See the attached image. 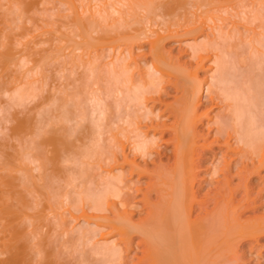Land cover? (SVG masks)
I'll return each mask as SVG.
<instances>
[{
    "label": "bare ground",
    "instance_id": "bare-ground-1",
    "mask_svg": "<svg viewBox=\"0 0 264 264\" xmlns=\"http://www.w3.org/2000/svg\"><path fill=\"white\" fill-rule=\"evenodd\" d=\"M24 1L18 0V2L23 5V7L21 5V8L24 9L25 11L26 10L28 11L29 9H30L29 11H31L33 7L37 6L35 3L34 4L36 6L33 5L34 1L30 2V3H29V0H28V2L26 1L28 4H25L26 2H24ZM63 1L65 2V0H62L61 3H64ZM70 1H72V0H70ZM153 1L158 2V0H156V1L153 0ZM168 1H166V2L168 3ZM216 1L217 0H215L214 2H216ZM219 1H226V0H219ZM15 2H17V1H15ZM135 2L136 1H134L133 3L135 4ZM142 2H140V3H142ZM147 2L149 3L150 0H147ZM164 2H165V0H163L162 4ZM170 2H171V0H170ZM170 2L167 4V6L170 4L173 5V2H171V3ZM211 2H213V1L211 0ZM239 2L241 3L243 1H239ZM66 3H67V1H66ZM260 3L264 4V3H262V1L259 3L257 2V4H259V7H260ZM68 4H70V6H69V8H71L70 12H72L71 13L72 14L71 20L73 21V25H72L73 30H72V27H70L71 30H69V28H68L67 31L68 30L69 31L67 32V34L66 33H64V34L61 33V34L64 35L65 39L63 38V40H67L68 42H70V45H72V46H66L68 44V42H64V45L62 44L63 45L62 48H61V45H59V43H57V44L60 47L55 45L54 42L57 41V38L54 36L48 40V44L50 43L49 44L50 45L49 52L45 55L43 54L38 59L35 58V59H37L38 62L41 63L40 64L41 66L43 65L42 63L44 60L45 61L49 60V61H51V63L53 60H54L53 63H55V61L58 60V63H61V61H60V59H61L62 62L64 63V67L68 68V71H65V74H67V72H68L67 78L65 76H63L64 77L63 79H65V80L70 79L71 82L74 83V84H72V86L74 85L73 87H75V86L76 87L75 88L71 87L72 92L71 91L68 92V90L70 89L69 85H71V83L69 82L68 83L69 85L64 84V83H67L68 80H66V82L64 81V83L62 81L63 89H65L66 87H67L66 89H68V90L65 89V96L63 95L64 93H63L62 89H58V90H61L62 93L60 91H57V93L60 92V94H62L64 97L63 96L60 97L59 96L60 94L59 95L57 94L58 96H55L56 95L55 94L54 95L55 97H52L49 94V95H45L46 97H44V99H43V100L48 101L47 102L48 105L45 106V108H46V111L47 110L49 111L50 115H51V112L48 108V107L51 108L50 105H53L52 107L57 105V108L58 107L60 108V109L58 108V110H57L58 113L62 108L61 112L59 114L56 112L57 114H56L55 118H54L55 114H53L55 112H53L52 113L53 116L51 115V120H49L48 116L46 115L47 113L43 112V114H42V111H40V109H38L39 112H37V113H39V115L43 118H45L44 117V115H45L47 120H48V121L44 122V124H43V118H42V120L40 119V117H39V119L38 118L34 119L36 117V114L33 113V115H35V117L34 118L31 117V115H30L32 113L31 111L33 110V112H35L37 108L31 107L32 110H30V112H31L30 113V112L26 111L28 109L26 104L30 107L32 105H29V104H31V102L34 101L33 98H35L37 96L40 97L36 93L37 88H35V91L33 90L34 86H36L35 84L31 85V87L33 86L32 89H30L31 88L30 86H28L29 89H27V86H26V88H25L26 90H24L23 85H21L22 84L21 83L19 85L22 87H18V88L13 87L14 90L12 89V91H13L12 95L9 96V101H10V103L12 102L10 104V106L13 108L15 106V108L13 109L14 110L13 113H15V114L14 115L12 114L13 117L11 116V118H13L12 121H14V123L12 122L13 125H9V126H12V128L10 127L12 130V132H11L12 134L11 133L10 134L12 135V138H14L13 139L14 142L10 139V141H11V143H10L7 138H5V142L0 141V264H61V262H58L57 255L56 256L54 255V253H53L54 250L49 251V250H52L49 247L50 243L48 245L46 244V240L49 236L47 235L48 237H46L45 234L43 235L42 231H46L45 228H47V227H45V226L49 227L47 231H49L51 228L53 230H58V228H61V230H62V227L65 226L64 218H62V217L56 218V215H55V217L53 219L52 216H49V215H51V213L47 214L46 211L49 212L50 210L48 211V209L54 208V207H52V204H55V202L59 201L57 199H59V197L62 196L61 191H64L63 187L67 186L66 184L64 186H62L63 185L62 181L58 182V180L59 179L62 180V178H64L63 181L67 180L66 181L67 184L71 185V182L73 181L72 184L76 185L77 182H79V184L82 185V183H84V182L81 181L82 182L81 183L80 179H83L82 176L87 175V172L89 173V171H88L89 169H87V168L91 167L89 165L90 160H91L90 164H93L92 163L93 157L98 158L99 162L106 161L105 163H103V165L106 163H113L114 162L115 165H119V167H121V169L116 174H110L111 172L109 171L108 175L106 174V175H102V176H97L98 177L97 181L94 180V182H93L91 180V182H93L94 185L97 186V188H95L94 186H91L92 183L90 181H89L90 183L89 182L87 183V185H88V186L86 185L87 188L88 187H90V188H89V190H87L86 196L85 195L84 196H85V198L88 197V199H91V200L93 198L92 203L88 202L89 200H85V198L83 199L81 196H79V197H81L80 198L81 201L77 200L79 198H77L78 196L75 195L76 198H74V199L76 202H74V203L79 205V203H77V202L80 201V203L82 202V204H83V202L87 201L88 203L93 204L92 206H95V207H93L94 210H90L91 204L89 205L86 202V204L89 205V206L87 205V207L90 208V209H88L89 212L91 211L90 213L93 214V211H94V213L96 214V215L94 214L95 215L94 216V215H89L86 212L82 213V216L85 219L83 217L82 218L86 222L89 221L90 219L92 220V218H95L99 215V213L101 212L100 210H103L102 208L104 207L103 205H104L105 201L108 200L107 197H105V196L102 197V195L103 194L104 195L109 194L110 199L112 198L111 199L112 201L110 200V203H111L110 205H112L115 208V209H113L115 211L113 213L114 214L113 218L109 219L110 222H106V221L104 222L103 221V223H110V226H109L111 228L110 231L116 232L119 236V240L124 242L125 246H127V247L130 245V243H132L131 240L134 238L133 236L138 235L140 237V240H139V242L138 241L137 242L139 243V245L140 244L143 245V249L141 248L143 255L141 258H139V261H143L144 264H227V263L232 264V262H235L238 257L237 258H236V256L233 257L232 256L233 254H231V253L232 252L235 253L234 249H237L235 246H237V244H239V242H241L244 239L245 240L246 239H253L256 235H258V236L264 235V216H262V215L260 217L255 216L254 218H250V219H246V220L243 219L244 221H240V219H239L240 214L237 212L238 209H240L241 207L244 206V204H246V205L243 209H246V208L248 209V208H250V206H252L251 208H253V207L258 208L259 206L256 207L257 204H255V203H256L257 198L258 199H259V197L261 198V191L263 190V189H259L257 191L254 190L255 186L252 185L251 181H252L253 176L255 174H260L259 170L262 167L264 168V50H263L264 49V35H262L260 38L258 36L259 34L256 35L257 36V37H255L256 39L253 40V41H255V44H252V43H251V45L249 44L250 45L249 47H251L250 48L251 51H247L248 56L245 55L246 56L245 59H243V56L241 55L242 53L240 54L238 52L242 56V58L239 60L238 59L239 56L235 57L237 59V61L234 62L235 65H233L234 63H232L234 60L233 61L230 60V63H232L230 65H232V66H230V65L229 66H230V69H232V68L234 69V70L232 69L233 72H232V70H229L228 65H225L226 62H222L223 58H221L222 59L221 62L219 60L220 58L218 59L219 56L218 57L215 56L216 59H213V61L215 60L216 68L214 66L213 73L211 75H209L210 77L208 78V81H206L208 83V85L205 88L206 90H205L204 98H205L206 102H208V103H210V105H212V108H217L219 106V108H223V110L221 112H217V113L215 112L216 114L213 115L214 118L212 119L211 124L215 125V129L213 132V138L214 139L212 138V140L208 142L207 137H204L196 129L197 124L202 122V118L205 116L206 117L209 116V110H210L209 108H207L203 112H201L200 114L199 113L197 114V111H196L197 106L200 105L199 104L200 99L197 98L198 97L197 95L202 88L203 80H200V81L196 80L195 88L193 87L194 88L193 89L191 87V89L194 92H192L190 94L192 98H189V93H188L189 102L187 100V96H186V98H184L182 100L180 99L181 97L178 99V97L175 96L174 102L165 103L164 99H162V95H165V93L163 94V92H161L162 89L160 90L159 87L157 88L158 84L161 83V80H160L162 78L161 74H163V75L167 74L170 76H175L176 80L174 82L172 81L175 88L177 87V84H179L178 83L179 78L182 75L181 73H179L180 70L182 69V68H180L181 66L176 64V62L174 60L171 61V60H169V58L167 59L165 57V55L162 53L163 52L162 51L163 46L161 45L162 49L159 47V45L161 43H163L162 40H161V43L159 42L160 41L159 38L161 36H163L161 34V32L159 33V31L157 30L158 33L161 34V36L160 37L156 36L155 37L156 39L154 38L158 42L155 40L152 41L149 39V41L151 43L150 44L151 45V51L150 52L153 55L152 62L150 63V66H148V67L146 66L147 67V69H146L147 73L146 74H147L149 79L147 80L145 77V79H146L145 80L144 77L143 78L141 77L142 79L139 81L136 79V83H135V82H132L131 78L130 79L128 78L130 73H127V72H129L127 67H126L127 69H125V65H126L125 64L126 63L125 57L126 56L124 57V55H125L124 53H122L123 54L122 56L124 58L123 57L121 58L120 57L121 55L119 57L116 56L111 62H109L108 65H106V64L104 65L103 63H100L101 62L100 57H102L101 56L102 54L99 57L98 54H100V53H97V55H93L94 57H90L91 55L88 53L90 58L87 57V58H84V60L82 58L83 56H81L83 54V51H82L80 56L75 54V51L77 53V51H79L83 48H84V50L86 47H87L86 49H89L88 46L85 47L86 44L89 45L92 42L95 43V41L92 40V34H91V31H93V28H91V27L93 25L90 21L88 22V20L87 21L85 20L89 14H87L86 18L84 19V18L79 16L81 11L79 12V14L77 13L76 8L80 7L81 5L78 6L76 4L78 7L75 6L74 0ZM142 4H144V2ZM152 4H150L151 9H152ZM183 4H184V2H183ZM204 4H205V2H204ZM217 4H219V2ZM241 4H243V3H241ZM244 4H245V2H244ZM15 5H16V3H15ZM18 5H20V4H18ZM215 5H216V3H215ZM220 5L223 6L222 2H221V4H219V6ZM141 6H143V5H141ZM219 6H217V7L221 8V6L220 7ZM13 7H15V6H13ZM82 7H83V4H82ZM168 7H166V8H168ZM178 7H179V3H178ZM226 7H225V10H226ZM36 8H34V10H36ZM53 8H55V7H53ZM92 8H91V10H92ZM114 9L116 10V9H118V7H116V8L114 7ZM148 9L144 8V10H147V11H148ZM255 9H256V7H255ZM262 9H263V7H262ZM8 10H12V9L10 8ZM34 10H33V12H34ZM104 10H105L104 12H106V9H104ZM118 10L121 12L120 9H118ZM160 10H159V12H161ZM168 10H171V9L168 8ZM16 11H18V10H16ZM20 11H21V9H20ZM133 11H134V9H133ZM149 11H150V9H149ZM206 11H205V13H207ZM218 11L219 10H217V12ZM256 11H258V10L256 9ZM256 11L254 10L253 13H255ZM36 12H38V11H36ZM67 12H68V10H67ZM113 12H115V11H113ZM154 12H156V11H154ZM170 12H173V11H170ZM263 12H264V10H263ZM13 13H15V11H13L12 14ZM89 13H90V11H89ZM93 13L91 15H93ZM249 13H251V12H249ZM10 14L11 13H9V15ZM28 14H30V13H28ZM149 14H150V12H149ZM152 14H150V16H152ZM216 14H219V13H216ZM223 14H221V15H223ZM259 14H260L259 17H257V14H255L256 16L254 14H252V15L257 17L256 19L260 18L262 15L264 16V14H262V13H259ZM98 15H100V14H98ZM110 15H111V13H110ZM167 15H169V12L167 13ZM18 16L20 17V15H18ZM105 16H109V15H105ZM123 16H124V14H123ZM123 16H121V17H123ZM147 16H149V15H147ZM215 16H217V15H215ZM93 17H96V16H93ZM93 17H92V19H93ZM121 17L119 16V19ZM129 17H132V15L131 16L129 15ZM11 18H13V17H11ZM23 18H25V15ZM34 18L35 17H33V19ZM105 18H108V17H105ZM213 18H214V16H213ZM36 19H38V18H36ZM131 19H133V18H131ZM204 19H206V18H204ZM0 20H1V17H0ZM97 20H98V18H97ZM97 20H95V22ZM120 20H122V19H120ZM137 20L138 19L136 18V21ZM106 21H108V20H106ZM202 21L204 22L203 19H202ZM8 22H10V21H8ZM65 22H67V20H65ZM142 22H144V21H142ZM219 22L220 21L218 19V23ZM16 23H18V22L16 21ZM32 23L34 25V22H32ZM45 23L47 24V22H45ZM109 23L113 24L114 22L112 21V23H111L109 21ZM4 24H6V23H4ZM97 24H99V21ZM105 24H107V22ZM213 24H214V21H213ZM216 24L217 23L215 22L214 28L216 27L215 26ZM57 25L55 26V28L57 27ZM61 25H63V24H61ZM99 26H101V25H99ZM108 26H110V25H108ZM127 26L128 25H126V26L123 25L122 27H127ZM47 27L49 28V26H47ZM18 28H20V27H18ZM16 29H17V27H16ZM60 29L62 30V27ZM103 29H102V31H103ZM125 29L126 28H124V30ZM261 29H262V27H261ZM50 30H51V28H50ZM112 30L115 31V29H112ZM126 30L128 31V28ZM133 30H135V29H133ZM136 30L132 34H134L136 32ZM223 30L224 29H222L221 31L223 32ZM263 30H260V31L262 32ZM52 31H53V29H52ZM56 31H58V30H56ZM157 31H156V34H158ZM217 31H219V30L217 29ZM71 32H73L74 35L73 34L71 35L70 34ZM97 32H99V31H97ZM106 32H107V34H110L108 32V30ZM139 32L143 33L142 30ZM139 32H137L136 35L134 34L136 36L135 41L137 39V35ZM222 32H220V33H222ZM226 32L228 33V31H226ZM0 33H2V32H0ZM3 33L0 34V46L4 47L3 52H0V59H1L0 62L2 63V66L1 65L0 66L2 67V70H6L10 65L14 64L15 66H17V64L19 63V61H18L19 59L15 58L16 57L15 52L12 51L13 50L12 47L14 46L12 44H14V43H13V40H11L12 39L11 35L9 33H6L5 35H3ZM20 33L22 34L23 31ZM56 33H55V35H56ZM94 33H96V32H94ZM126 33L127 32L122 33V34H126ZM213 33L216 34L215 32H212V34ZM262 33L264 34V32H262ZM116 34L120 35V32L116 33ZM232 34L235 37V34L234 33H232ZM102 35H104V34H102ZM110 35L107 37H110ZM128 35H129V33H128ZM144 35H147V34L144 33ZM2 36H3V38H2ZM46 36H47V34H46ZM100 36H101V34H100ZM115 36L112 35L111 37H114L116 39L117 36L116 37ZM127 36L126 37L124 36L125 38H123V40L126 38L128 39ZM237 36H236V38L238 39ZM19 37H21V36H19ZM75 37H76V39L78 38L79 41L76 40ZM107 37H106V39H107ZM93 38H94V40L98 39V38H95V36ZM231 38H230V40L232 41L233 36ZM239 38H241V37L239 36ZM1 39H3V40H1ZM55 39H56V41H55ZM119 39L121 40L122 38H119ZM130 39H132V38L130 37ZM133 39H134V36H133ZM163 39H165V37ZM224 39H227V38H224ZM237 39H234V40H237ZM44 40L42 39V41H44ZM103 40L104 39H102V41ZM109 40H110V38H109ZM111 40L115 41L113 38H111ZM144 40H146V38ZM212 40H214V39H212ZM230 40L228 39L229 43H230ZM58 41H60V40H58ZM107 41L108 40H106V42ZM117 41H118V39H117ZM216 41H218V39ZM216 41L212 42V46H209V45H211V42H207L209 45L208 46L206 45L205 47H207L208 49H209V47L210 48H213V47L216 48V46H214L215 43H217ZM61 42H63V41H61ZM127 42L130 43V41H127ZM234 42L235 41L231 42V44L229 45L230 48ZM239 42H240V40H239ZM34 43L36 45V44H40L41 42L40 43L34 42ZM226 43H227V41H226ZM46 44H47V41H46ZM35 45H34V47H35ZM236 45L234 43V45H232L233 51H230L231 49H229V52H234L235 51L234 46L236 47ZM256 45H258L259 47H261L263 49H259L258 47H256ZM28 46H30V44ZM64 46H66V47H64ZM81 46H83V48ZM90 46L93 47L92 44L89 45V47ZM113 46H115V45H113ZM202 47H204V46H202ZM226 47H227V45H226ZM228 47H227V49H228ZM240 47H241V45L238 46L239 49H240ZM243 47H242V49L245 50L246 46H243ZM26 48H28V50H27L28 56L32 55L31 53H33V51H34V49L32 50L33 44H32V46L26 47ZM36 48H38V47H36ZM191 48L193 50L197 49L196 46H194V47L192 46ZM207 48H206V50H207ZM91 49H93V48H91ZM242 49H240V50H242ZM30 50H32V51H30ZM47 50H48V47H47ZM65 50H67L68 52ZM199 50H200V52L205 51V49H203V48L199 49ZM44 51H45V49H44ZM63 51H65V54ZM92 51H94V50H92ZM210 51H216V50L211 49ZM37 52H38V50H37ZM124 52H126V51H124ZM66 53H68V54H66ZM227 53H228V51H227ZM238 53H235V54L238 55ZM129 54H130V52L128 53V55ZM235 54L233 53V55H235ZM36 55L34 54V56H36ZM103 55H105L104 52H103ZM117 55H118V53H117ZM220 56H221V54H220ZM24 57L26 58V56H24ZM107 57L105 56L104 59H106ZM204 58H206V57H204ZM204 58L200 56V58H199L200 62L198 65H196L197 68H198V66L199 67L203 66V61L205 60ZM104 59H102V60H104ZM26 60H27V58H26ZM241 60H243L244 63H242ZM244 60H246V61H244ZM45 61H44V63H45ZM49 61H46L45 65H47L48 64L47 62H49ZM24 62H26V61H24ZM62 64H61V66H63ZM65 64H66V66H65ZM68 64H69V66H68ZM34 65H35V63H34ZM37 66L39 67V65H37ZM61 66H60V69H61ZM4 67L5 68L7 67V68L5 69ZM43 67H44V65H43ZM65 68H64V70H65ZM32 69H33V67H32ZM195 69H196V67H195ZM0 70H1V68H0ZM7 70H6V74H7ZM62 70H63V68L59 71L61 72ZM78 70L82 73V75H80L81 73H79ZM63 71H62V73L64 74ZM191 71H193V70H191ZM77 72L79 74V80H77V78H75L77 76ZM194 72H193V74H194ZM2 73H5V72H2ZM57 73H58V71H57ZM184 73H185L184 75L186 76L187 71ZM32 75H33V73H32ZM42 75L43 74H41V76ZM60 75H61V73H60ZM62 75H61V78H62ZM184 75H182V76H184ZM90 77L91 78L95 77L96 80L94 78H92V79L95 80L96 83H98V84H101L99 82L103 79V77L104 78L107 77V80L109 79L108 77H110L112 79V81H111V79H109V80H110V83L112 82L114 88L111 86L112 84L111 85L109 84V81L108 82L106 81L109 90L107 92L105 91V93L110 92L107 96L105 94V97H109L108 99H110V101H107L108 99L105 97L102 98V96H104L103 95L104 90L99 91L98 89H100L101 85L96 84L98 87L93 85L95 83L93 80H92L93 82L90 80L91 79ZM101 77H102V79H101ZM194 77H196V76H194ZM12 78H14V77H12ZM20 78H21V74H20ZM20 78H18V79H20ZM88 78H90L89 80L93 83L92 85L95 86L96 88H98L97 90L99 92L90 83L89 84L91 85V87H93L92 92H91V89L89 87L90 86L89 84L84 85L85 83H88V81H89ZM42 79H43V77H42ZM97 79H101V80H98L99 82H97ZM82 80L84 82L83 85H81ZM158 80H160V82ZM17 81H19V80H17ZM76 81H77L78 85H77V83H75ZM20 82H21V80H20ZM183 82H185V81H183ZM188 82H190V81H188ZM2 83H3V81H2ZM42 83H43V81H42ZM30 84H33V83H30ZM169 84H171V82ZM184 84H187V83H184ZM193 84H191V85L194 86ZM13 85H14V83L12 84V86ZM58 85H59V83H58ZM107 85L103 88H106ZM188 85H190V84L188 83ZM1 86L3 87V85H1ZM82 86L84 88H85V86L89 87L88 93ZM110 86L113 89L110 90V88H109ZM185 86H187V85H185ZM20 88L23 90H21ZM42 88H43V86H42ZM4 89H5V87H4ZM4 89H2V90H4ZM44 89H46V88H44ZM74 89H75V91H73ZM79 89H84V91H86V93H87L86 95H88L90 93L91 96L90 95H88L90 97L85 96V95L82 96L81 92H83V91L81 90V92H80ZM180 89H182V88H180ZM87 90H88V88H87ZM66 91L69 94H66ZM101 91H103V92H101ZM41 93L42 92H40V95H41ZM4 94H5V92H4ZM83 94H84V92H83ZM182 94H183V92H182ZM185 95H186V93H185ZM29 99H33V100H31V102L27 103V100H29ZM190 99H192V101ZM195 99H196V101H195ZM38 100H41V98ZM46 101H44V102L46 103ZM145 101L152 102V105L149 108L144 107L143 102H145ZM34 102H33V104H34ZM39 102L41 103V101H39ZM158 102L165 104V107L162 110H164V112L165 111L168 112L169 115H172L174 117L173 123L172 124L170 123V125H168L166 123H159L158 121H156V122H154L155 124L153 123V125L152 124L148 125V128H151L150 130H153V132L151 134H149L147 132L149 130L144 131V133H142L141 132L142 130L139 131V126H137L138 119H140V118H138L139 116H138L137 112L138 111L140 112V110H142V107H143L144 108L143 110H145V108H146V110L149 109V111H147L146 114H150V115L153 114V116H155L158 119L159 117L157 116V112L155 113L154 111H151V107H155V104ZM7 103H8V101H7ZM24 104L27 108L26 110H25V107L23 108ZM39 105L37 104L38 107H39ZM42 105H44V104H42ZM42 105H40V106H41V109L43 110ZM69 106L71 109L72 108L73 109L70 110ZM21 108L24 109V112L26 111V112H28V114L29 113L30 114L28 115L25 112L26 115L23 118L22 117L20 118L19 113H20ZM45 108L43 111H45ZM22 109H21V111H22ZM34 109H35V111H34ZM119 109H121V110H119ZM51 110L53 111L54 108H51ZM143 110H142V113H143ZM9 111H10V108H9ZM49 113H48V115H49ZM24 114H22V115H24ZM2 115H4V114L2 113ZM2 115L0 114V116H2ZM139 115H141V114H139ZM5 116H3V118H5ZM52 117L54 119H52ZM142 117H141V120L144 119ZM167 117H169V116H167ZM8 118L10 119V116ZM8 118L6 116L5 119L8 120ZM146 118H147V115H146ZM148 118H150V117H148ZM106 119H107V122H106ZM206 119H208V118H206ZM37 120L39 122H37ZM150 120H152V119H150ZM0 121H3V120H0ZM8 121H7V123L9 124L10 122H8ZM40 121H42V122H40ZM85 122L87 123L86 125H84ZM102 122L108 123L109 124L108 126H110V124L111 125L113 124L112 127H114V125H116L117 126V127L115 126V128H117V129H115L116 132L119 131V129H121L119 135L120 136L122 135L123 137H121V139L123 138L129 144L130 148L129 147L128 148H129V150L131 149L129 151V153L131 154V157L127 153L124 152L125 145H128V144H126L123 139H122L123 141L120 140V138L118 137V133L115 132L117 134V136H113V135L111 136V134H110L111 138L109 135H108L109 137L107 136L108 138L107 137H105V139L102 138V136L104 137L105 135H107V134H103V132H102ZM120 122L122 124V128L120 127V124H119ZM3 123H5V122H3ZM3 123H2V126H3ZM123 125L125 127H123ZM2 126H1V128H3ZM4 126H5V124H4ZM105 126H104V128H105ZM108 126H106V127H108ZM146 126H147V124H146ZM110 127H108L107 129L111 130ZM8 129H9V127H8ZM156 131H159L158 137H155L154 132H156ZM105 132H108V131H105ZM10 134H8V135L10 136ZM167 134L169 137L164 138ZM1 140H4V139L1 138ZM104 140H108L107 144H106V141H104ZM231 140H233V142H231ZM7 142H9L11 145L13 143L16 144V145L14 144V148H12V150L14 149V152L11 150V148H9L10 144H7ZM104 142H105V144H104ZM158 142L161 144L163 143L166 146L167 145L172 146V150H171L172 158L170 156H168V157H170L169 160H171L172 162L171 163L168 162V163H164V164H161L163 162H161L159 164H158V162H156L157 163L156 167H154L153 169H150L149 168V162H151V161H148L147 157H149L151 155L153 150L157 152V148H160V146L158 145L159 144ZM124 143H125V145H124ZM215 146L219 149L225 148V150L220 153V150L214 149ZM205 148H209L210 150H214L215 151L214 156H216V157H217V155L219 156V157H217L216 163L213 164L214 167H213L211 173L213 175L219 173V174H221L222 178L221 179L219 178V180L217 181V185L213 186L212 190L208 191L205 194L203 193L204 195H202V196H199V191L201 188L200 187L201 182L197 181V173L194 172V169H196L197 166H199V164H198V161L195 162L194 156L199 155V154L203 155V153H205L204 152ZM6 149H10L11 150L10 152H13V153H9L8 151H6ZM199 149H200V151H199ZM233 151L236 152V154H234V156H236V155L239 156V160L237 162H233L231 160H228V158H227V157H229V158L231 157V155H229V153L233 152ZM139 157L143 159L142 164L136 161V159ZM121 158H122V161H120ZM233 158H231V159H233ZM95 160H96V162H95ZM95 160L93 162H95V164L97 165L98 160L97 159H95ZM248 162L252 165V168L248 167ZM85 166H87L86 169L84 168ZM124 166H128L129 169H125ZM94 167H96V166H94ZM114 168H116V166ZM114 168H112V169H114ZM83 169H85V170H83ZM86 170H87V172H85L86 173L85 174L83 171H86ZM96 170H97V168H96ZM33 171H35L36 174ZM115 172H117V171H115ZM15 173H18V176L15 175ZM99 173H100V170H99ZM82 174H85V175H82ZM127 174L128 175L137 174L138 176H142L144 174V176H148L150 179H152L149 183L147 182V186L144 187L145 188L144 190H142V188H138V190L142 193V202H144L145 205L149 204V206L147 205L149 208L147 211V216H144L143 218L140 217L141 219H138V221H132V219L130 217V213H129L131 211H127L128 210L127 208H130L131 203H130L129 199L127 198L128 196L126 197V195L122 192L123 189H129V185H127V183L125 184V182L123 180L124 176ZM216 176L217 175H215L214 177H216ZM77 177H78V179L76 180ZM90 178L91 177H89L88 179H90ZM235 178H238L240 180V182H238V184H233V181ZM85 179L86 178H84V180ZM75 180H76V182H75ZM60 183H62V184H60ZM133 183L135 184V182H133ZM79 184H77V188L79 187ZM75 185H73V186H75ZM196 185H197V188L194 189V186H196ZM61 186H62V189H60ZM67 188H68V186L66 187V189ZM91 188H92V191L90 190ZM94 188H95V191H94ZM58 189H60V193H59ZM71 190H74V189L70 188V191ZM81 191H83V190H80V192ZM89 191H91V192H89ZM255 191H256V194L254 195L253 192H255ZM130 192H133V191H130ZM151 192H154V194H156V196H157V200L156 201L153 200L154 201V202L152 201L153 203H149L151 201L150 200ZM66 194L68 195L67 192H66ZM69 194L71 196V192ZM89 194H91V195H89ZM64 195L62 196L63 198L60 197V200L67 198V196L66 195L64 196ZM106 196H108V195H106ZM130 196H132V195H130ZM54 197L56 198L57 201L55 200ZM138 199L141 200V198H138ZM138 199H136V200H138ZM66 200H64L63 204H65ZM114 200H116V201H114ZM69 201H70V199H69ZM262 201H264V200H262ZM51 202H52V204H51ZM71 202H73V201H71ZM97 202H99V203H97ZM108 202H106V203L109 204ZM234 202H237V203L235 204ZM69 204H67V205H69ZM210 204H212V207L209 206ZM71 205L73 206V204H71ZM71 205H70V207H71ZM80 206L82 207V205H80ZM57 208H55V209H57ZM67 209H69V208H67ZM130 209H132V208H130ZM29 210L32 211V213H29L28 212ZM195 210H197V211L199 210V211H198L197 216L194 218V217H192V212H194ZM97 211L99 212L98 215H97ZM53 213H55V212H53ZM61 215H63V214H61ZM63 217H64V215H63ZM100 222H102V221H99L98 223H100ZM43 227H44V230H42ZM88 227H89V225H88ZM92 228H94V227H92ZM92 228H91V230H88V232H90L91 234H94L92 231H95V230ZM77 229L78 228H76V231H78V233H79V239L77 237H75V238H77V240H80V247H82L81 242H83V240H84V242L82 244L85 248L83 247L84 248L83 250H85V249L89 250V248H87L84 245V243L86 242V244H87V242L88 243L92 242L91 241L92 238H91L90 233H88L87 230L83 231V229H81V228H79L78 230ZM85 229H86V227H85ZM61 230L59 229L58 231L60 232ZM72 231H74V230H72ZM49 232H48V234H50ZM59 232H57V233H59ZM51 233H53V232H51ZM57 233H56V235H57ZM68 233L69 232H67V234ZM78 233H77V235H78ZM53 234L55 237L56 236L55 233H53ZM59 234H61V232ZM59 234H58V236L61 237ZM61 235H63V234H61ZM94 236L95 235H93V237ZM68 237H69V234H68ZM62 238H63V236H62ZM65 239H64V241H65ZM67 240L68 239H66L65 242H67ZM58 242H60L59 238H58ZM71 242L73 243L74 241L71 240ZM71 242L69 241L68 244L69 245L71 244V246H73ZM77 242L79 243V241H76V243ZM60 244H63V242H60ZM93 244H95V243H93ZM46 246L49 247L50 249H48ZM54 246L57 247L58 245L57 246L54 245ZM45 247L48 250H45ZM119 247L120 246H118L116 244H108L104 247H101L100 249L98 248L99 250L97 248H95L96 251H100L99 255L101 256V259H100L101 262L100 261L99 262L101 264L102 263H105V264H122L121 263L122 260L120 261L121 250ZM63 249H65V247ZM59 250L61 251V249H59ZM79 250L81 251V249H78V251ZM55 251L58 252V250H55ZM60 251H59V253H60ZM93 252L95 253V251H93ZM79 253H77V254L79 255ZM78 255H77V257H78ZM68 258H69V256H68ZM239 258H240V256H239ZM84 259L86 260L88 258L84 257ZM81 260L84 261L82 258H81ZM89 260H90V258H89ZM99 262H97V263H99ZM62 264H65V263L62 262Z\"/></svg>",
    "mask_w": 264,
    "mask_h": 264
},
{
    "label": "rangeland",
    "instance_id": "rangeland-1",
    "mask_svg": "<svg viewBox=\"0 0 264 264\" xmlns=\"http://www.w3.org/2000/svg\"><path fill=\"white\" fill-rule=\"evenodd\" d=\"M8 1V2H7ZM11 1V2H10ZM15 1H17V2H15ZM24 1V0H23ZM28 2V0H25L24 2ZM34 1V2H33ZM42 1V2H41ZM45 1V2H44ZM61 1L62 0H29V3L30 2H33V5L34 6H36V7H33L32 8V10L31 11H25L24 9H22L21 8V3H19L18 2V0H0V17H1V20H0V32H4L3 33V35H5L6 33H9L10 35H11V40H13V43L14 44H12V45H14L12 48H13V50L12 51H14L15 52V58H17V59H19L18 61H19V63L17 64V66H15L14 64L13 65H10L6 70H7V74H6V70H2V63L0 62V68H1V70H0V114L2 115V113L4 114V115H2V116H0V120H3V121H0V141H2V142H5V138H7L8 139V141L11 143V141H10V139L14 142V138H12V130H11V128H12V126H9V125H13V123H14V121H12L13 120V118H11V116L13 117V115L15 114V113H13L14 112V108H15V106H14V108L13 107H11L10 106V104L12 103H10V101H9V96H11L12 95V89L14 90V88H18V87H22V86H20L19 84H21V85H23V88H24V90H26L25 88H26V86H27V89H29V87L28 86H30L31 87V85H36V86H34V88H33V90L35 91V88H37V90H36V93H37V95H39L40 97H35V98H33L34 99V101H32L31 102V100H33V99H29V100H27V103H29V102H31V104H29V105H32V106H28L27 104H26V106H27V108H26V106H25V104H24V106H23V108L25 107V110L26 111H28V112H30V110H32V108L34 107V108H37L36 109V111H35V109H34V111L35 112H33V110L29 113L30 115H31V117L32 118H34L35 117V115H33V113L34 114H36V117L34 118V119H36V118H38L39 119V117H40V119L42 120V118L43 117H41L40 115H39V113H37V112H39V110L38 109H40V111H42V114H43V112L45 113H47L46 115L48 116V119L49 120H51V115L53 116V114H55L54 115V118H55V116H56V114L58 113V108H57V105H55L54 107H52L53 105H50L51 106V108H54V110L52 111L51 110V108L50 107H48L49 108V110H50V112H51V115H50V113H49V111L47 110L46 111V108H45V106H47L48 104H47V102L48 101H46V100H43L44 99V97H46L45 95H51L52 97H55V96H58L59 94H60V92L62 93V91H63V95L65 96V89L67 88H65V89H63V87H62V81H63V83H64V81L66 82V80H68V79H63L64 77L63 76H65L66 78H67V75H68V72H67V74H65V71H68V68L66 67H64V63L62 62V60L60 59V61H61V63H58V60H56L55 61V63H53L54 62V60L52 61V63H51V61H49V60H46V61H49V62H47L48 64L47 65H45L46 64V61H45V63H44V61H43V65H44V67H43V65L41 66L40 64V62H38L37 61V59L40 57V56H42L43 54L45 55V54H47L48 52H49V47H50V43L48 44V40L50 39V38H52V37H56L57 38V41H56V39H55V41L56 42H54L55 43V45H57V46H59V45H61V48L63 47V45H64V42H68L67 40H63V38H64V35H62V34H64V33H66L67 34V32L69 31V30H71L70 29V27H72V30H73V21L71 20L72 18H71V13L72 12H70V9L71 8H69V6H70V4H68V3H70V2H72V1H70V0H65V2L64 3H61ZM66 1H67V3H66ZM132 1V2H131ZM134 1H136L135 2V4L133 3ZM144 2V4H142L143 2ZM156 1V0H155ZM166 1H168V0H165V2L162 4V2H163V0H158V2L156 1V2H154L153 0H150V2L148 3L147 2V0H74V5L75 6H80V7H78V8H76L77 9V13L79 14V12L81 11V13H80V17H82V18H86V15L87 14H89L88 15V17L85 19L86 21L88 20V22L90 21L91 23H92V27L91 28H93V31H91V34H92V40L93 41H95V43L94 42H92L91 44L93 45V47L92 46H90L89 47V45H91V44H86L85 45V47L86 46H88V48L89 49H86L85 48V50H84V48H83V46H81L83 49H81V50H79V51H77V53H76V51H75V54L76 55H78V56H80L81 55V53H82V51H83V54L81 55V56H83L82 58H83V60H84V58H87V57H89V55H88V53L91 55L90 57H94L93 55H97V53H100V54H98L99 55V57H100V55L102 56V57H100L101 58V62L100 63H103L104 65L106 64V65H108L109 64V62H111L116 56L117 57H119L120 55V57L122 58L123 56V54L122 53H124L125 55H124V57L126 58V65H125V69H127L128 68V71L129 72H127V73H130L129 74V76H128V78L130 79L131 78V80H132V82H135L136 83V79L139 81V80H141L143 77H144V79H145V77H146V79L148 80L149 78H148V76H147V67L148 66H150V63L152 62V58H153V55L151 54V43H150V41H149V39L150 40H155L156 38V36H161V34L163 35V36H161L159 39H160V43H161V40H162V42L163 43H159L160 45H159V47L161 48L162 46V53L165 55V57L168 59L169 58V60H171V61H175L176 62V64H178L179 66H181L180 68H182L181 70H180V72L179 73H181L182 75H184L185 73L184 72H186L187 71V74H186V76L184 75V76H182L181 75V79L179 78V84H177V87L175 88V86H174V84L172 83V81L174 82L175 80H176V77L175 76H170V75H167V74H161V83H159L160 82V80H158L159 82V84H158V86H157V88L159 87V89L161 90L162 89V91L161 92H163V94L165 93V95H162V99H164V101H165V103H172V102H174V100H175V96H177L178 97V99L180 98L181 100L182 99H184V98H186V96H187V100H188V102H189V99H188V93H189V98H192L191 97V93L192 92H194L192 89H191V87L193 88H195V83H196V80L198 81H200V80H203V83H202V88H201V90L199 91V93H198V97L197 98H199L200 99V105L199 106H197V108H196V111H197V114L199 113H201V112H203L205 109H207V108H209L210 110H209V116L208 117H203L202 118V122L201 123H199V124H197V126H196V129L198 130V132L200 133V134H202L204 137H207V141L209 142V141H211L212 140V138H213V132H214V129H215V125L213 124H211L212 123V119L214 118V114H216L217 112H221L222 110H223V108H219V106L217 107V108H212V105H210V103H208V102H206L205 101V98H204V94H205V88H206V86L208 85V83L206 82V81H208V78L210 77L209 75H211L212 73H213V70H214V66H215V68H216V65H215V60L213 61V59H216V57H218V59L220 60V62L222 61V59L221 58H223V61L222 62H226L225 63V65H228V68H229V70H232V69H230V66H232V65H230V64H232V63H234V62H236L237 61V59L235 58V57H238V59L240 60L241 58H242V56H243V59H245L246 58V56L245 55H247L248 56V54H247V51H251V47H249L250 45H251V43L252 44H255V41H253L254 39H256L255 37H257L256 35H258L259 36V38L262 36V35H264L262 32H264V16L262 15L260 18H258V19H256L257 17H259V13H262V14H264V12H263V10H264V4H261L260 3V7H259V4H257V2L259 3V2H261L262 1V3H264L263 1L264 0H226V1H219V0H217L216 2H214L215 0H212L213 2H211V0H171V2H173V5L172 4H170V5H168L167 6V4L170 2V0L168 1V3L166 2ZM199 1V2H198ZM239 1H243V2H241V3H243L244 4V2H245V4L243 5V4H241ZM10 2V3H9ZM25 3V4H28V3ZM40 2V3H39ZM44 2V3H43ZM50 2V3H49ZM140 2H142V3H140ZM147 2V3H146ZM153 4H152V3ZM170 2V3H171ZM177 2V3H176ZM183 2H184V4H183ZM204 2H205V4H204ZM219 2V4H221V2H222V5L223 6H221V8H218L217 6H219V4H217ZM225 2V3H224ZM15 3H16V5H15ZM20 4V5H18V4ZM36 5H35V4ZM130 3V4H129ZM158 3V4H157ZM178 3H179V7H178ZM181 3V4H180ZM214 3V4H213ZM215 3H216V5H215ZM6 4V5H5ZM8 4V5H7ZM77 4V5H76ZM82 4H83V7H82ZM128 4V5H127ZM132 4V5H131ZM147 4V5H146ZM150 4H152V9H151V7H150ZM211 4V5H210ZM213 4V5H212ZM18 5V6H17ZM68 5V6H67ZM118 5V6H117ZM123 5V6H122ZM141 5H143V6H141ZM146 7H145V6ZM172 5V6H171ZM182 5V6H181ZM257 5V6H256ZM7 8H6V7ZM13 6H15V7H13ZM67 6V7H66ZM116 8V7H118V9H120L121 10V12L118 10V9H114V7ZM139 6V7H138ZM158 6V7H157ZM168 7L169 9H171V10H168V8H166V7ZM219 6V7H220ZM227 6V7H226ZM18 7V8H17ZM22 7H23V5H22ZM53 7H55V8H53ZM93 7V8H92ZM110 7V8H109ZM163 7V8H162ZM165 7V8H164ZM225 7H226V10H225ZM255 7H256V9L258 10V11H256V9H255ZM258 7V8H257ZM262 7H263V9H262ZM12 9L13 11H15V13H13L12 14V10H8V9ZM34 8H36V10H34ZM80 8V9H79ZM84 8V9H83ZM86 8V9H85ZM91 8H92V10H91ZM96 8V9H95ZM144 8L145 9H150V11H149V9H148V11L150 12V14H152V16H150V14H149V12L147 11V10H144ZM218 8V9H217ZM20 9H21V11H20ZM104 9H106V12H104L105 10ZM133 9H134V11H133ZM136 9V10H135ZM155 9V10H154ZM157 9V10H156ZM161 9V10H160ZM215 9V10H214ZM253 9V10H252ZM260 9V10H259ZM16 10H18V11H16ZM33 10H34V12H33ZM45 10V11H44ZM67 10H68V12H67ZM79 10V11H78ZM108 10V11H107ZM159 10L161 11V12H159ZM165 10V11H164ZM207 10V11H206ZM217 10H219L218 12H217ZM254 10L256 11L255 13H253L254 12ZM3 11V12H2ZM20 11V12H19ZM36 11H38V12H36ZM89 11H90V13H89ZM102 11V12H101ZM111 11V12H110ZM113 11H115V12H113ZM136 11V12H135ZM153 11V12H152ZM154 11H156V12H154ZM170 11H173V12H170ZM205 11L207 12V13H205ZM262 11V12H261ZM23 12V13H22ZM94 12V13H93ZM99 12V13H98ZM120 12V13H119ZM124 12V13H123ZM135 12V13H134ZM148 12V13H147ZM165 12V13H164ZM169 12V15H167V13ZM175 12V13H174ZM204 12V13H203ZM219 13V14H216V13ZM224 14H223V13ZM249 12H251V13H249ZM258 12V13H257ZM9 13H11L10 15H9ZM27 13V14H26ZM28 13H30V14H28ZM39 13V14H38ZM69 13V14H68ZM93 13V15H91ZM103 15H102V14ZM110 13H111V15H110ZM127 15H126V14ZM129 13V14H128ZM147 13V14H146ZM160 13V14H159ZM164 13V14H163ZM223 14V15H221V14ZM67 14V15H66ZM85 14V15H84ZM98 14H100V15H98ZM120 14V15H119ZM122 14V15H121ZM123 14H124V16H123ZM166 14V15H165ZM203 14V15H202ZM212 14V15H211ZM252 14H257V17H255L254 15H252ZM18 15H20V17L18 16ZM22 15V16H21ZM24 15H25V18H23L24 17ZM32 17H31V16ZM39 17H38V16ZM105 15H109V16H105ZM129 15L131 16L132 15V17H129ZM137 15V16H136ZM147 15H149V16H147ZM210 15V16H209ZM215 15H217V16H215ZM252 15V16H251ZM93 16H96V17H93ZM103 16V17H102ZM119 16L121 17V16H123V17H121L120 19H122V20H120L119 19ZM128 16V17H127ZM154 16V17H153ZM156 16V17H155ZM213 16H214V18H213ZM222 18H221V17ZM251 16V17H250ZM254 16V17H253ZM11 17H13V18H11ZM27 17V18H26ZM29 17V18H28ZM33 17H35L34 19H33ZM70 17V18H69ZM92 17H93V19H92ZM105 17H108V18H105ZM110 17V18H109ZM112 17V18H111ZM151 17V18H150ZM153 17V18H152ZM201 17V18H200ZM253 17V18H252ZM4 18V19H3ZM19 18V19H18ZM36 18H38V19H36ZM40 18V19H39ZM61 18V19H60ZM97 18H98V20H97ZM131 18H133V19H131ZM136 18L138 19L137 21H136ZM204 18H206V19H204ZM217 18V19H216ZM252 18V19H251ZM255 18V19H254ZM69 19V20H68ZM83 19V20H84ZM103 21H102V20ZM108 20V21H106V20ZM112 19V20H111ZM155 19V20H154ZM202 19L204 20V22L202 21ZM211 19V20H210ZM218 19H219V23H218ZM226 19V20H225ZM6 20V21H5ZM15 20V21H14ZM23 20V21H22ZM39 22H38V21ZM65 20H67V22H65ZM92 20V21H91ZM95 20H97L96 22H95ZM118 20V21H117ZM120 20V21H119ZM151 22H150V21ZM210 20V21H209ZM216 20V21H215ZM222 20V21H221ZM8 21H10V22H8ZM16 21L18 22V23H16ZM27 21V22H26ZM37 21V22H36ZM98 21H99V24H97L98 23ZM107 22V24H105L106 22ZM109 21L112 23V21L114 22L113 24H110L109 23ZM142 21H144V22H142ZM213 21H214V24H215V22L218 24H216L215 26V28H214V24H213ZM3 24H2V23ZM24 22V23H23ZM31 22V23H30ZM32 22H34V25H33V23ZM45 22H47V24L45 23ZM57 22V23H56ZM128 22V23H127ZM224 22V23H223ZM260 22V23H259ZM262 22V23H261ZM4 23H6V24H4ZM22 23V24H21ZM94 23V24H93ZM104 23V24H103ZM121 23V24H120ZM152 23V24H151ZM233 23V24H232ZM19 24V25H18ZM58 24V25H57ZM61 24H63V25H61ZM67 24V25H66ZM69 24V25H68ZM235 24V25H234ZM10 25V26H9ZM36 25V26H35ZM38 25V26H37ZM57 25V27L55 28V26ZM60 25V26H59ZM71 25V26H70ZM99 25H101V26H99ZM106 25V26H105ZM108 25H110V26H108ZM116 25V26H115ZM118 25V26H117ZM123 25H128L127 27H122ZM220 25V26H219ZM8 26V27H7ZM47 26H49V28L47 27ZM51 26V27H50ZM67 26V27H66ZM114 26V27H113ZM137 26V27H136ZM139 26V27H138ZM151 26V27H150ZM4 27V28H3ZM16 27H17V29H16ZM18 27H20V28H18ZM24 27V28H23ZM42 27V28H41ZM62 27V30L60 29ZM104 29H103V28ZM110 29H109V28ZM131 27V28H130ZM149 27V28H148ZM261 27H262V29H261ZM40 28V29H39ZM46 28V29H45ZM50 28H51V30H50ZM58 28V29H57ZM69 28V30L67 31V29ZM103 29V31H102V29ZM120 30H119V29ZM124 28H128V31L125 29L124 30ZM152 28V29H151ZM213 28V29H212ZM19 29V30H18ZM44 29V30H43ZM52 29H53V31H52ZM65 31H64V30ZM112 29H115V31H113ZM133 29H137L136 30V32L134 33L135 35H136V33L137 32H139V31H143V33H138V35H137V39H136V41H135V38H136V36L134 35V34H132L135 30H132ZM144 29V30H143ZM148 31H147V30ZM217 29L219 30V31H217ZM222 29H224L223 30V32L221 31ZM21 30V31H20ZM28 30V31H27ZM43 30V31H42ZM56 30H58V31H56ZM108 30V32L111 34H107V32L106 31ZM112 30V31H111ZM120 32V35H118V34H116V33H119L118 31ZM151 32H150V31ZM155 30V31H154ZM159 31V33L161 32V34H159L158 33V31ZM260 30H263L262 32L260 31ZM10 31V32H9ZM22 32L23 31V35L20 33V32ZM48 31V32H47ZM60 31V32H59ZM97 31H99V32H97ZM111 31V32H110ZM123 31V32H122ZM156 31H157V33L158 34H156ZM226 31H228V33L226 32ZM254 31V32H253ZM13 32V33H12ZM45 32V33H44ZM51 32V33H50ZM57 32V33H56ZM94 32H96V33H94ZM125 32H127L126 34H122V33H125ZM131 32V33H130ZM150 32V33H149ZM212 32H215L216 34H212ZM220 32H222V33H220ZM2 33H0V34H2ZM19 33V34H18ZM27 33V34H26ZM29 33V34H28ZM55 33H56V35H55ZM62 33V34H61ZM75 33V32H74ZM106 33V34H105ZM113 33V34H112ZM128 33H129V35H128ZM144 33L145 34H147V35H144ZM225 33V34H224ZM232 33H234L235 34V37H234V35L232 34ZM262 33V34H261ZM8 34V35H9ZM46 34H47V36H46ZM51 34V35H50ZM71 35L73 34V32H71L70 33ZM99 34V35H98ZM100 34H101V36H100ZM102 34H104V35H102ZM117 36V38L115 39L114 37H111L112 35L113 36H115V35ZM134 36V39H133V36ZM156 34V35H155ZM255 34V35H254ZM21 36V37H19V36ZM50 35V36H49ZM53 35V36H52ZM61 35V36H60ZM74 35V34H73ZM95 36V38H98V39H95L94 40V36ZM110 35V37H107V36H109ZM128 35V36H127ZM140 35V36H139ZM213 35V36H212ZM215 35V36H214ZM217 35V36H216ZM233 36V40L232 41H235L234 43H235V45L237 44L238 46H240L241 45V47H240V49H242V47L243 46H246V48H245V50H240L239 48H238V46L236 45V47L234 46V49H235V51L234 52H229V49H231L230 51H233L232 50V45H234V43L231 45V48H230V44H231V40H230V38ZM238 35V36H237ZM97 36V37H96ZM104 38H103V37ZM115 36V37H116ZM119 36V37H118ZM123 36V37H122ZM127 36L128 37V39L126 38V39H124L123 40V38H125V37ZM229 38H228V37ZM236 36L238 37V39L236 38ZM239 36L241 37V38H239ZM17 37V38H16ZM19 37V38H18ZM100 37V38H99ZM106 37H107V39H106ZM130 37L134 40H132V39H130ZM165 37V39H163ZM213 37V38H212ZM222 37V38H221ZM246 37V38H245ZM253 39H252V38ZM2 38H3V36H2ZM109 38H110V40H109ZM111 38H113L115 41H112L111 40ZM119 38H122L121 40L119 39ZM146 38V40H144ZM152 38V39H151ZM155 38V39H154ZM158 38V37H157ZM224 38H227V39H224ZM18 39V40H17ZM42 39L44 40V41H42ZM62 39V40H61ZM65 39V38H64ZM75 39H76V37H75ZM101 39V40H100ZM102 39H104L103 41H102ZM108 40L107 42H106V40ZM117 39H118V41H117ZM130 39V40H129ZM158 39V40H159ZM212 39H214V40H212ZM218 39V41H216ZM221 39V40H220ZM228 39L230 40V43L228 42ZM232 39V38H231ZM234 39H237V40H234ZM1 40H3V39H1ZM21 40V41H20ZM35 40V41H34ZM58 40H60V41H58ZM76 40H78L79 41V39L77 38ZM98 40V41H97ZM239 40H240V42H239ZM245 42H244V41ZM250 40V41H249ZM46 41H47V44H46ZM61 41H63V42H61ZM111 41V42H110ZM127 41H130V43L129 42H127ZM155 41H157V40H155ZM217 42V43H215V45L214 46H216V48L215 47H213V48H210L209 47V49L207 48V47H205L206 45L208 46L209 44L207 43V42H211V45H209V46H212V42ZM226 41H227V43H226ZM254 43H253V42ZM34 42H41L40 44H36L35 45V43ZM45 42V43H44ZM99 42V43H98ZM105 42V43H104ZM110 42V43H109ZM158 42V41H157ZM237 42V43H236ZM17 43V44H16ZM19 43V44H18ZM21 43V44H20ZM23 43V44H22ZM57 43H59V45L57 44ZM207 43V44H206ZM239 43V44H238ZM245 45H244V44ZM30 44V46H32V44H33V48H32V50L34 49V51H33V53H31L32 55H29L28 56V53H27V50H28V48H26V47H30V46H28ZM43 44V45H42ZM63 44V45H62ZM69 44V45H68ZM68 44L66 45V46H72V45H70V42H68ZM204 44V45H203ZM221 44V45H220ZM250 44V45H249ZM16 45V46H15ZM34 45H35V47H34ZM95 45V46H94ZM113 45H115V46H113ZM162 45V46H161ZM226 45H227V47H228V49H227V47H226ZM66 46H64V47H66ZM194 47V46H196L197 47V49H192L191 47ZM200 46V47H199ZM202 46H204V47H202ZM36 47H38V48H36ZM47 47H48V50H47ZM60 47V46H59ZM80 47V48H81ZM256 47H258L259 49H263V48H261V47H259L258 45H256ZM18 48V49H17ZM20 48V49H19ZM42 48V49H41ZM91 48H93V49H91ZM205 49V51H201L200 52V50L199 49ZM206 48H207V50H206ZM222 48V49H221ZM244 48V47H243ZM38 50V52H37V50ZM41 49V50H40ZM44 49H45V51H44ZM91 49V50H90ZM216 50V51H210V50ZM238 49V50H237ZM250 49V50H249ZM3 50H4V47H2V46H0V52H3ZM16 50V51H15ZM32 50H30V51H32ZM36 50V51H35ZM69 50V49H68ZM92 50H94V51H92ZM104 50V51H103ZM119 50V51H118ZM128 50V51H127ZM209 50V51H208ZM264 50V49H263ZM25 51V52H24ZM65 51H67V50H65ZM65 51H63L64 52V54H65ZM97 51V52H96ZM101 51V52H100ZM105 53V55H103V52ZM124 51H126V52H124ZM220 51V52H219ZM222 51V52H221ZM227 51H228V53H227ZM237 51V52H236ZM241 51V52H240ZM24 52V53H23ZM68 52V51H67ZM108 54H107V53ZM130 52V54L128 55V53ZM200 52V53H199ZM224 52V53H223ZM242 55H240L239 53ZM117 53H118V55H117ZM233 53L235 54V53H238V55H233ZM249 53V52H248ZM20 54V55H19ZM23 56H22V55ZM34 54L36 55V56H34ZM41 54V55H40ZM60 54V53H59ZM66 54H68V53H66ZM128 56H127V55ZM167 54V55H166ZM215 54V55H214ZM218 54V55H217ZM220 54H221V56H220ZM224 54V55H223ZM87 55V56H86ZM131 55V56H130ZM214 55V56H213ZM22 56V57H21ZM24 56H26V58H27V60H26V58L24 57ZM107 57L106 59H104V57ZM114 56V57H113ZM200 56L201 57H206V58H204L205 60L203 61V66H198V68H197V66L196 65H198L199 64V62H200ZM216 56V57H215ZM223 56V57H222ZM233 56V57H232ZM241 56V57H240ZM245 56V57H244ZM89 57V58H90ZM123 57V58H124ZM30 58V59H29ZM35 58H37V59H35ZM99 58V59H100ZM230 58V59H229ZM25 59V60H24ZM29 59V60H28ZM33 59V60H32ZM102 59H104V60H102ZM1 60V59H0ZM32 60V61H31ZM35 60V61H34ZM87 60V59H86ZM230 60L231 61H233L232 63H230ZM24 61H26V62H24ZM30 61V62H29ZM242 61V63H244L243 62V60H241ZM244 61H246V60H244ZM33 63V64H32ZM34 63H35V65H34ZM50 63V64H49ZM63 63V64H62ZM66 63V62H65ZM229 63V64H228ZM24 64V65H23ZM39 65V67L37 66V65ZM61 64L63 65V66H61ZM230 65V66H229ZM233 65H235V63L233 64ZM26 66V67H25ZM60 66H61V69L63 68V70H64V68H65V70L63 71L64 72V74L62 73V71L60 72L59 70H61L60 69ZM65 66H66V64H65ZM68 66H69V64H68ZM147 66V67H146ZM31 67V68H30ZM32 67H33V69H32ZM127 67V68H126ZM195 67H196V69H195ZM24 68V69H23ZM30 68V69H29ZM43 68V69H42ZM52 68V69H51ZM130 68V69H129ZM185 68V69H184ZM235 68V67H234ZM19 69V70H18ZM81 70V69H80ZM184 70V71H183ZM191 70H193V71H191ZM234 70V69H233ZM233 70H232V72H233ZM33 71V72H32ZM43 71V72H42ZM57 71H58V73H57ZM145 71V72H144ZM191 71V72H190ZM195 71V72H194ZM2 72H5V73H2ZM19 72V73H18ZM31 72V73H30ZM78 72L79 73H81L79 70H78ZM78 72H77V76L75 77V78H77V80H79V74H78ZM193 72H194V74H193ZM32 73H33V75H32ZM60 73H61V75H62V78H61V75H60ZM20 74H21V78H20ZM41 74H43L42 76H41ZM189 74V75H188ZM5 75V76H4ZM9 75V76H8ZM14 75V76H13ZM19 77H18V76ZM26 75V76H25ZM80 75H82V73L80 74ZM128 75V74H127ZM142 75V76H141ZM196 76V77H194V76ZM24 76V77H23ZM60 76V77H59ZM2 77V78H1ZM8 77V78H7ZM12 77H14V78H12ZM17 77V78H16ZM42 77H43V79H42ZM50 77V78H49ZM142 77V78H141ZM18 78H20V79H18ZM41 78V79H40ZM84 78V77H83ZM91 78V77H90ZM90 78H88V80L90 79ZM92 78H94L95 79V77H92ZM90 79L91 81L93 80V79ZM106 78V79H105ZM103 77V79H102V77H101V79H97V82H99L98 80H101L99 83H101V84H98V83H96V79L95 80H93L94 81V83L95 84H93L90 80V82L88 81V83H85L84 84V82H83V80L81 81L82 82V84L81 85H87V84H93V85H95V86H97V85H101V87H100V89H98V88H96L95 86H93L96 90L98 89L99 91L100 90H104V92L103 91H101V92H103V95L104 96H102V98H104L105 97V94H106V96L110 93V92H108V93H105V91L107 92L109 89H108V85H107V82L109 81V84L111 85L112 84V82L110 83V80L109 79H111L110 77H108L109 79L107 80V77ZM7 79V80H6ZM145 79V80H146ZM193 81H192V80ZM17 80H19V81H17ZM20 80H21V82H20ZM27 80V81H26ZM30 80V81H29ZM56 80V81H55ZM70 80V79H69ZM67 81V83H64V84H68L69 82L71 83V85H69L70 86V89L68 90V89H66V90H68V92H72V88L71 87H73L72 86V84H74L73 82H71V80L70 81ZM104 80V81H103ZM169 80V81H168ZM2 81H3V83H2ZM42 81H43V83H42ZM48 81V82H47ZM107 81V82H106ZM111 81H112V79H111ZM183 81H185V82H183ZM188 81H190V82H188ZM5 82V83H4ZM17 82V83H16ZM33 83V84H30V83ZM131 82V83H132ZM171 82V84H169ZM11 83V84H10ZM14 83V85L12 86V84ZM16 83V84H15ZM28 83V84H27ZM48 83V84H47ZM58 83H59V85H58ZM75 83H77V81L75 82ZM106 83V84H105ZM130 83V84H131ZM184 83H187V84H184ZM188 83L191 85V84H193L194 86H190V85H188ZM9 84V85H8ZM42 84V85H41ZM89 84V85H90ZM97 84V85H96ZM1 85H3V87L1 86ZM17 85V86H16ZM47 85V86H46ZM65 85V86H66ZM77 85H78V83H77ZM91 85L89 86L90 87V89H91V92H92V88L93 87H91ZM103 85V86H102ZM107 85V87L106 88H103V87H105ZM181 85V86H180ZM185 85H187V86H185ZM42 86H43V88H42ZM45 86V87H44ZM80 86V85H79ZM112 87H113V84L111 85ZM111 86L109 87L110 88V90L111 89H113V88H111ZM185 86V87H184ZM4 87H5V89H4ZM10 89H9V88ZM14 87V88H13ZM33 87V86H32ZM32 87L30 88V89H32ZM41 87V88H40ZM60 87V88H59ZM76 87V86H75ZM75 87H73V88H75ZM81 87V86H80ZM83 87V86H82ZM87 86H85V90L87 91V93H88V91H89V87H87L88 88V90H87V88H86ZM98 87V86H97ZM184 87V88H183ZM44 88H46V89H44ZM51 88V89H50ZM79 88V87H78ZM102 88V89H101ZM180 88H182V89H180ZM193 88V89H194ZM2 89H4V90H2ZM21 89V88H20ZM44 89V90H43ZM58 89H62V91L61 90H58ZM84 89H79V91L81 92V90L84 92V94H83V92H81L82 94V96L83 95H85V96H88V95H90V93L88 94V95H86L87 93H86V91H84ZM94 89V90H95ZM184 89V90H183ZM187 91H186V90ZM11 90V91H10ZM21 90H23V89H21ZM40 90V91H39ZM97 90V91H98ZM192 90V91H191ZM3 91V92H2ZM38 91V92H37ZM45 93H44V92ZM52 91V92H51ZM57 91H60V92H58L57 93ZM73 91H75V89L73 90ZM98 91V92H99ZM167 91V92H166ZM185 91V92H184ZM4 92H5V94H4ZM40 92H42L41 93V95H40ZM67 91H66V94H69ZM182 92H183V94H182ZM185 93H186V95H185ZM56 94V95H55ZM58 94V95H57ZM71 94V93H70ZM6 95V96H5ZM43 95V96H42ZM55 95V96H54ZM62 94H60L59 96L61 97V96H63ZM80 95V96H81ZM182 95V96H181ZM8 96V97H7ZM42 96V97H41ZM63 96V97H64ZM91 96V95H90ZM90 96H88V97H90ZM62 97V98H63ZM120 97V96H119ZM5 98V99H4ZM40 99L41 98V100H38V99ZM105 98H109V97H105ZM106 99V100H107ZM11 100V99H10ZM112 100V99H111ZM191 101H192V99H190ZM3 101V102H2ZM7 101H8V103H7ZM39 101H41V103L39 102ZM44 101H46V103L44 102ZM107 101H110V99H108ZM195 101H196V99H195ZM33 102H34V104H33ZM26 103V102H25ZM144 104V107H147V108H149L151 105H152V102H150V101H145V102H143ZM6 106H5V105ZM37 104L39 105H42V104H44V105H42V108H43V110H44V108H45V111H43L42 109H41V106L39 105V107L37 106ZM4 105V106H3ZM13 105V104H12ZM2 106V107H1ZM32 107V108H31ZM56 107V108H55ZM164 107H165V104L164 103H156L155 104V107H151V111H154L155 113L157 112V116L159 117L158 119L155 117V116H153V114H146V112L147 111H149V109L148 110H146V108H145V110H143L144 108L142 107V110H143V113H142V110H140V112L138 111L137 112V114H138V118H140V119H138V124H137V126H139V131H141L142 133H144V131H147V130H149V131H147L149 134H151L152 132H153V130H150L151 128H148V125H150V124H152L153 125V123L154 122H156V121H158L159 123H166V124H168V125H170V123L172 124L173 123V119H174V117L172 116V115H169V113L168 112H164V110H162V109H164ZM4 108V109H3ZM9 108H10V111H9ZM31 108V109H30ZM22 109V108H21ZM21 109H20V113H19V117L21 118H23L25 115H26V113L28 114V112H24V109H22V111H21ZM60 109V108H59ZM69 109L70 110H72L71 108H70V106H69ZM127 109V108H126ZM7 110V111H6ZM38 110V111H37ZM61 110H62V108H61ZM61 110L59 111V113L61 112ZM119 110H121V109H119ZM16 111V110H15ZM9 112V113H8ZM11 112V113H10ZM17 112V111H16ZM22 112V113H21ZM25 114H24V113ZM53 112H55V113H53ZM57 112V113H56ZM216 112V113H215ZM48 113H49V115H48ZM53 113V114H52ZM58 113V114H59ZM149 113V112H148ZM13 114V115H12ZM22 114H24V115H22ZM28 114V115H29ZM41 114V113H40ZM139 114H141V115H139ZM7 116V118L10 116V119L8 118V120H6L5 118H6V116ZM71 115V114H70ZM146 115H147V118H146ZM3 116H5V118H3ZM167 116H169V117H167ZM44 117L46 118V116L44 115ZM50 117V118H49ZM141 117L142 118H144L143 120H141ZM148 117H150V118H148ZM3 118V119H2ZM45 118H43V124H44V122H46V121H48L47 120V118L45 119ZM53 117H52V119H54ZM206 118H208V119H206ZM150 119H152V120H150ZM11 120V121H10ZM7 121L8 122H10L9 124L7 123ZM104 121V120H103ZM164 121V122H163ZM166 121V122H165ZM3 122H5V123H3ZM13 122V123H12ZM37 122H39L38 120H37ZM40 122H42V121H40ZM106 122H107V119H106ZM106 122H102V132H103V134H107V135H105L104 137L102 136V138H104L105 139V137H107L108 135L110 136V134H111V136L113 135V136H117V134L116 133H118V137L120 138V140L121 141H123L122 139H121V137H123L122 135L120 136L119 135V133H120V131H121V129H119V131H115V129H117V128H115V126L116 125H114V127H112L113 126V124L111 125L110 124V126H108L109 124L108 123H106ZM2 123H3V126H2ZM7 123V124H6ZM106 123V124H105ZM4 124H5V126H4ZM42 124V125H43ZM87 123L85 122V124L84 125H86ZM120 124V127L122 128V124H121V122L119 123ZM146 124H147V126H146ZM155 124V123H154ZM41 125V126H42ZM108 126V127H110L111 128V130H109V129H107L108 127H106V126ZM1 126L3 127V128H1ZM9 127V129H8V127ZM104 126H105V128H104ZM11 127V128H10ZM117 127V126H116ZM123 127H125L124 125H123ZM6 128V129H5ZM148 128V129H147ZM8 129V130H7ZM106 129V130H105ZM105 131H108V132H105ZM110 132V133H109ZM113 134H112V133ZM116 132V133H115ZM11 133V134H10ZM115 133V134H114ZM8 134H10V136L8 135ZM154 134H155V137H158V135H159V131H156V132H154ZM8 135V136H7ZM108 136V137H109ZM111 136H110V138H111ZM9 137V138H8ZM107 137V138H108ZM169 136H168V134L164 137V138H168ZM1 138H3L4 140H1ZM118 138V139H119ZM214 139V138H213ZM7 141V140H6ZM104 141H106V144H107V141L108 140H104ZM9 142H7V144H10ZM12 142V143H13ZM124 142L126 143V144H128L125 140H124ZM161 142V141H160ZM231 142H233V140H231ZM101 143V142H100ZM103 143V142H102ZM125 143H124V145H125ZM159 143V142H158ZM14 144L15 143H13L12 145L10 144L9 145V148H11V150H12V148H14ZM104 144H105V142H104ZM16 145V144H15ZM159 146H160V148H157V152L156 151H152V153H151V155L149 156V157H147V160L148 161H151V162H149V168L150 169H153L154 167H156V162H158V164L159 163H161V162H163V163H161V164H164V163H171L172 161L171 160H169L170 159V157L172 158V156H171V150H172V146L171 145H165V144H161V143H159L158 144ZM165 145V146H164ZM129 144L128 145H125V148H124V152L125 153H127L130 157H131V154L129 153V151L131 150H129ZM164 147V148H163ZM214 149L215 150H220V153L221 152H223L224 150H225V148H221V149H219V148H217L216 146L214 147ZM10 149H6V151H8L9 153H13L14 152V149L12 150L13 152H10L11 151ZM168 152H166V151ZM207 150V151H206ZM159 151V152H158ZM170 151V152H169ZM199 151H200V149H199ZM165 152V153H164ZM205 153H203V155L201 154H199V155H195L194 156V159H195V162H197L198 161V164H199V166H197V168L196 169H194V172L195 173H197V181L198 182H201V188H200V191H199V196H202V195H204L205 193H207L208 191H210V190H212V188H213V186H216L217 185V181L219 180V178L221 179L222 178V176H221V174H219V173H217V174H212L211 173V171H212V169H213V164H215L216 163V161H217V157H219L218 155H217V157L216 156H214V153H215V151L214 150H210L209 148H205V151H204ZM234 154H236V152H230L229 153V155H231V157L229 158V157H227L228 158V160H231V161H233V162H237L238 160H239V156H234ZM168 156H170V157H168ZM160 157V158H159ZM234 157V158H233ZM150 158V159H149ZM199 158V159H198ZM231 158H233V159H231ZM95 159H97L98 160V158H92V160L94 161ZM153 159V160H152ZM198 159V160H197ZM91 161V160H90ZM89 161V165L91 166V167H89V168H87V166H85L84 168L86 169H89L88 171H89V173L87 172V170L86 171H83L84 173L85 172H87V175H85V174H82V175H85V176H82L83 177V179H80V182L82 181V182H84V183H82V185L81 184H79V182H77V184H79V187L77 188V184L75 185V184H72L73 183V181L71 182V185L70 184H67V180L66 181H63V179L64 178H62V180H58V182L60 181H62V183H63V185L62 186H64L65 184L68 186V188L66 189V187H63L64 188V191H61L62 192V196L65 194L66 196H67V198H65V199H61L60 200V197L61 198H63L62 196H60L59 197V199H57V200H59V201H57L56 200V196L54 197L55 198V200L57 201V202H55L54 200V202H55V204H52V202H51V204H52V207H54L53 209L51 208V209H48V211L49 212H47L46 211V213L48 214V213H51V215H49V216H52L53 217V219H54V217H55V215H56V218H64V223H65V226H63L62 227V230H61V228H58V230L60 229L61 231V234H63V235H61V234H59L60 232L58 231V230H53L52 228V230L50 229L49 231H47L48 230V226H45V227H47V228H45V230L46 231H42V230H44V227H43V229L41 230L42 231V234L44 235L45 234V236L46 237H48L47 238V240H46V244L48 245L49 243L51 244H49V247L52 249V250H49V251H55V250H58V252L57 251H53V253H54V255L56 256L57 255V257H58V262H61V264H62V262H64L65 264H101L100 262V259H101V256L99 255L100 253V251H96V249L95 248H101V247H104V246H106V245H108V244H116V245H118V246H120L119 248H120V250H121V253H120V261H121V263L123 264H144V262L143 261H139V258H141L142 257V255H143V252H142V249H143V245L142 244H140L139 245V240H140V237L138 236V235H134L133 237V239L131 240V242L132 243H130V245L127 247V246H125V243L124 242H122V241H120L119 240V236H118V234L116 233V232H113V231H110L111 230V228L109 227L110 226V223H103V221L105 222H110L109 221V219H111V218H113V213H114V211L115 210H113V209H115L112 205H110L111 203H110V200L112 199H110V196H109V194H106V195H108V196H106V195H104L103 193V195H102V197L103 196H105V197H107L108 198V200H106L105 201V203H104V207L102 208L103 210H100L101 212L99 213L98 211H97V215H98V213H99V215L97 216V217H95V218H92V220L90 219L89 221H85L84 219V217L82 216V213H84V212H86V213H88L89 215H94L95 213H94V211H93V214H91L90 212H89V210L88 209H90V210H94V208L93 207H95V206H92L93 204H91L92 203V200H93V198H92V200L91 199H88V197L87 198H85V196H86V193H87V190H89V188L90 187H88L87 188V183L90 181L91 182V180L94 182V180H96L97 181V179H98V177L97 176H102V175H108V173H109V171L111 172L110 174H116V173H118V171L121 169V167H119V165H115V163L113 162V163H106V164H104L103 165V163H105L106 161H104V162H99V160H98V162H97V165L95 164V162H96V160H95V162H93L92 161V163L93 164H90L91 162ZM120 161H122V158H121V160ZM119 161V162H120ZM136 161L137 162H139V163H143V159L142 158H137L136 159ZM100 164V165H99ZM113 166H111V165ZM109 165V166H108ZM64 166V165H63ZM94 166H96V167H94ZM101 166V167H100ZM116 166V168H114ZM99 167V168H98ZM106 167V168H105ZM109 167V168H108ZM125 167V169H129V167L128 166H124ZM248 167L249 168H252V165L248 162ZM96 168H97V170H96ZM112 168H114V169H112ZM85 169H83V170H85ZM91 169V170H90ZM100 170V173H99V170ZM102 169V170H101ZM111 169V170H110ZM94 171V172H93ZM108 171V172H107ZM115 171H117V172H115ZM260 172V174H255L254 176H253V178H252V181H251V183H252V185L253 186H255L254 187V190H259V189H263L264 190V168L262 167L260 170H259ZM35 174H36V172L35 171H33ZM107 172V173H106ZM114 172V173H113ZM212 176H210V175ZM15 175H17L18 176V173H15ZM65 175V174H64ZM146 175V174H145ZM215 175H217L216 177H214ZM81 176V175H80ZM79 177V176H78ZM78 177L76 178V180L78 179ZM89 177H91L90 179H88ZM93 177V178H92ZM211 177V178H210ZM81 178V177H80ZM84 178H86L85 180H84ZM76 180H75V182H76ZM123 180H124V182H125V184L127 183V185H129V189H123L122 190V192L126 195V197L129 199V201H130V203H131V206H130V208H132V209H130V208H127L128 210L127 211H131V212H129L130 213V217H131V219H132V221H138V219H141V218H143L144 216H147V211H148V206H149V204H144V202H142V193L138 190V188H142V190H144L145 188L144 187H146L147 186V182L149 183L152 179H150L148 176H144V174L142 175V176H138L137 174H132V175H125L124 176V178H123ZM201 180V181H200ZM239 179L238 178H235L234 179V181H233V184H238V182H240V180L238 181ZM79 181V180H78ZM211 181V182H210ZM65 182V183H64ZM74 182V183H75ZM89 182V183H90ZM93 182H91L92 184H91V186H94L95 188H97V186L96 185H94V183ZM130 184H129V183ZM133 182H135V184L133 183ZM62 183H60V184H62ZM84 184V185H83ZM134 184V185H133ZM73 185H75V186H73ZM87 185V186H86ZM62 186H61V188L60 189H62ZM70 186V187H69ZM73 186V187H72ZM90 186V185H89ZM260 187V188H259ZM70 188L71 189H74V190H71L70 191ZM81 188V189H80ZM93 188V187H92ZM92 188L90 189L91 191H92ZM95 188H94V191H95ZM132 188V189H131ZM137 188V189H136ZM195 188H197V185L196 186H194V189ZM60 189H58V191H59V193H60ZM78 189V190H77ZM86 189V190H85ZM131 189V190H130ZM80 190H83V191H81L80 192ZM207 190V191H206ZM261 191V198L259 197V199L257 198V200H256V203L255 204H257L256 205V207H258V208H251L252 206H250V208H246V209H243L244 207H245V205L246 204H244V206L243 207H241L240 209H238V213L240 214V216H239V219H240V221H244V220H246V219H250V218H254L255 216L257 217H260L261 215L262 216H264V201H262V200H264V191ZM91 191H89V192H91ZM130 191H133V192H130ZM256 191L255 192H253V194L255 195L256 194ZM65 192V193H64ZM66 192L68 193V195L66 194ZM71 192V196H70V193ZM97 192V191H96ZM128 192V193H127ZM131 193V194H130ZM204 193V194H203ZM56 195V194H55ZM60 195V194H59ZM58 195V196H59ZM64 195V196H65ZM75 195L76 196H78L77 198H79V199H77V200H80L81 201V197L84 199L85 198V200H89L88 202H91V203H88L87 201H85V202H83V204H82V202L80 203V201L79 202H77V203H79V205L78 204H76V203H74V202H76L75 201V199L74 198H76L75 197ZM85 195V196H84ZM89 195H91V194H89ZM130 195H132V196H130ZM253 195V196H254ZM70 196V197H69ZM79 196H81V197H79ZM72 197V198H71ZM104 197V198H105ZM53 198V199H54ZM58 198V197H57ZM91 198V197H90ZM106 198V199H107ZM131 198V199H130ZM138 198H141V200L140 199H138ZM67 199V200H66ZM69 199H70V201H69ZM136 199H138V200H136ZM64 200H66V202H65V204H63L64 203ZM150 202L149 203H153L154 201L153 200H157V196H156V194H154V192H151V195H150ZM71 201H73V202H71ZM109 201V202H108ZM112 201V200H111ZM114 201H116V200H114ZM153 201V202H152ZM53 202V203H54ZM59 202V203H58ZM68 202V203H67ZM86 202L90 205L91 204V206H90V208L89 207H87V205L88 204H86ZM106 202H108L109 204H107ZM70 203V204H69ZM97 203H99V202H97ZM235 204L237 203V202H234ZM67 204H69V205H67ZM71 204H73V206L71 205ZM96 204V203H95ZM107 204V205H106ZM133 204V205H132ZM60 205V206H59ZM70 205H71V207H70ZM75 205V206H74ZM78 205V206H77ZM80 205H82V207L80 206ZM88 205V206H89ZM97 205V204H96ZM109 205V206H108ZM148 205V206H147ZM84 206V207H83ZM107 206V207H106ZM209 206H211L212 207V204H210ZM58 207V208H57ZM61 207V208H60ZM63 207V208H62ZM74 207V208H73ZM55 208H57V209H55ZM67 208H69V209H67ZM79 208V209H78ZM83 208V209H82ZM93 208V209H92ZM60 211H59V210ZM71 209V210H70ZM76 209V210H75ZM250 209V210H249ZM254 209V210H253ZM70 210V211H69ZM78 210V211H77ZM85 210V211H84ZM88 212H87V211ZM246 210V211H245ZM81 213H80V212ZM103 211V212H102ZM199 211V210H198ZM198 211L197 210H195L194 212H192V217H196L197 216V214H198ZM243 211V212H242ZM29 213H32V211H28ZM53 212H55V213H53ZM59 212V213H58ZM96 212V211H95ZM196 213V214H195ZM46 214V215H47ZM53 214V215H52ZM61 214H63L64 215V217H63V215H61ZM80 214V215H79ZM260 214V215H259ZM60 215V216H59ZM96 215V214H95ZM94 215V216H95ZM242 215V216H241ZM48 216V215H47ZM48 216V217H49ZM101 218H100V217ZM51 217V218H52ZM84 219H83V218ZM141 217V218H140ZM191 217V218H192ZM244 217V218H243ZM249 217V218H248ZM101 219V220H100ZM244 219V220H243ZM52 220V219H51ZM68 221V222H67ZM92 221V222H91ZM99 221H102V222H100V223H98ZM69 224V225H68ZM85 224V225H84ZM88 225H89V227H88ZM92 225V226H91ZM81 226V227H80ZM84 226V227H83ZM68 227V228H67ZM85 227H86V229H85ZM92 227H94V228H92V229H94L95 231H92L94 234H91L90 232H88V230H91V228ZM76 228H81V229H83V231L84 230H87V232L88 233H90V235H91V243L89 242H87V244L90 246H88L87 244H86V242L84 243V245L87 247V248H89V250L88 249H85V250H83L85 247L83 246V242H84V240H83V242H81V246L82 247H80V240H77V238L79 239V233H78V231H76ZM66 229V230H65ZM77 229V230H78ZM72 230H74V231H72ZM59 232V233H57V232ZM82 231V230H81ZM46 232V233H45ZM48 232L50 233V234H48ZM51 232H53V233H55V235H56V233H57V237L55 236L54 237V234L53 233H51ZM67 232H69L68 234H69V237H68V234H67ZM86 232V231H85ZM77 233H78V235H77ZM58 234L61 236V237H59L58 236ZM48 235V236H47ZM77 235V236H76ZM88 235V234H87ZM93 235H95L94 237H93ZM62 236H63V238H62ZM258 235H256L253 239L255 240H253V239H244V240H242L241 242H239V244H237V246H235L237 249H234V251H235V253L234 252H232L231 254H233L232 256L233 257H235L236 256V258H237V260L235 261V262H232V264H264V235H260V236H258ZM75 237H77V238H75ZM58 238H59V241L60 242H63V244H60V242H58ZM61 238V239H60ZM70 239L69 241L71 242V240H73L74 242L72 243V245L73 246H71V244L69 245L68 244V240H67V242H65L66 241V239ZM261 238V239H260ZM64 239H65V241H64ZM63 240V241H62ZM249 240V241H248ZM76 241H79V243L77 242L76 243ZM82 241V240H81ZM138 241V242H137ZM248 241V242H247ZM93 243H95V244H93ZM54 245H58L57 247H55ZM63 245V246H62ZM96 245V246H95ZM251 245V246H250ZM99 246V247H98ZM255 246V247H254ZM47 247V246H46ZM45 247V250H48V249H50L49 247H47L46 248ZM65 247V249H63ZM70 247V248H69ZM74 247V248H73ZM84 247V248H83ZM61 249V251L59 250V249ZM142 248V249H141ZM78 249H81V251L79 250L78 251ZM93 249V250H92ZM95 249V250H94ZM98 249V250H99ZM261 250V251H260ZM59 251H60V253H59ZM84 251V252H83ZM86 251V252H85ZM93 251H95V253L93 252ZM80 252V253H79ZM259 252V253H258ZM77 253H79V255L77 254ZM76 254V255H75ZM83 254V255H82ZM77 255H78V257H77ZM68 256H69V258H68ZM239 256H240V258H239ZM84 260V261H82L81 260V258ZM84 257H87L88 259H84ZM80 258V259H79ZM89 258H90V260H89ZM94 258V259H93ZM60 259V260H59ZM96 259V260H95ZM240 259V260H239ZM82 261V262H81ZM100 261V262H99ZM86 262V263H85ZM97 262H99V263H97ZM103 262V261H102ZM126 262V263H125ZM102 264H105V263H102ZM227 264H231V263H227Z\"/></svg>",
    "mask_w": 264,
    "mask_h": 264
}]
</instances>
